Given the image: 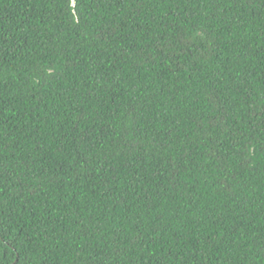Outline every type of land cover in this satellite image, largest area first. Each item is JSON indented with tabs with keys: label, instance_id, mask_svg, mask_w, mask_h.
Here are the masks:
<instances>
[{
	"label": "trees",
	"instance_id": "obj_1",
	"mask_svg": "<svg viewBox=\"0 0 264 264\" xmlns=\"http://www.w3.org/2000/svg\"><path fill=\"white\" fill-rule=\"evenodd\" d=\"M0 264H264V0H0Z\"/></svg>",
	"mask_w": 264,
	"mask_h": 264
}]
</instances>
